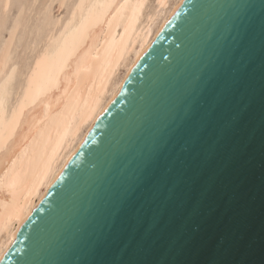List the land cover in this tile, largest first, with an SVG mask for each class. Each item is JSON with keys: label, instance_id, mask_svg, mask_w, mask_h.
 I'll return each mask as SVG.
<instances>
[{"label": "water", "instance_id": "95a60500", "mask_svg": "<svg viewBox=\"0 0 264 264\" xmlns=\"http://www.w3.org/2000/svg\"><path fill=\"white\" fill-rule=\"evenodd\" d=\"M0 264H264V0H184Z\"/></svg>", "mask_w": 264, "mask_h": 264}, {"label": "bare ground", "instance_id": "6f19581e", "mask_svg": "<svg viewBox=\"0 0 264 264\" xmlns=\"http://www.w3.org/2000/svg\"><path fill=\"white\" fill-rule=\"evenodd\" d=\"M183 1L71 0L17 87L0 60V259Z\"/></svg>", "mask_w": 264, "mask_h": 264}, {"label": "rangeland", "instance_id": "374dc122", "mask_svg": "<svg viewBox=\"0 0 264 264\" xmlns=\"http://www.w3.org/2000/svg\"><path fill=\"white\" fill-rule=\"evenodd\" d=\"M70 3L71 0H10L7 10L3 11L0 0V27L3 29H0L2 30L0 31V60L7 55L12 63L18 64L13 80L14 87H17L22 80L26 65L41 45L45 34L44 18L64 16ZM25 8H27L26 11ZM13 31L16 32L13 33Z\"/></svg>", "mask_w": 264, "mask_h": 264}]
</instances>
